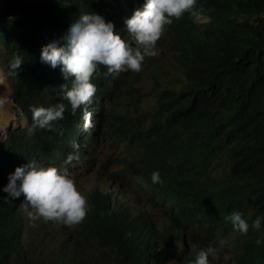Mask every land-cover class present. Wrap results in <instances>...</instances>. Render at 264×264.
Returning <instances> with one entry per match:
<instances>
[{"label":"trees","instance_id":"obj_1","mask_svg":"<svg viewBox=\"0 0 264 264\" xmlns=\"http://www.w3.org/2000/svg\"><path fill=\"white\" fill-rule=\"evenodd\" d=\"M195 9L198 18L184 13L166 26L176 79L159 89L145 125L128 116L114 125L115 77L101 65L91 81L97 92L88 106L93 127L86 131L83 107L73 116L63 98L71 80L59 67L41 63V49L52 42L63 46L81 13L102 15L127 39L126 17L110 0L3 1L0 52L8 67L13 57L23 59L11 74L14 105L28 124L10 130L0 151V264H191L200 250L234 230L226 219L234 210L250 230L239 260L264 264V0H197ZM205 16L211 19L201 25ZM128 74V82L140 78V72ZM60 103L66 111L53 130L37 128L29 136L30 108ZM114 132L132 137L136 175L146 185L105 165L92 171L87 186L76 175L90 206L79 225L40 220L33 226L20 206L24 197L13 200L2 191L17 167L66 161L74 142L80 149L72 162L82 160L87 171L90 151L99 152L96 142ZM157 171L163 183L152 182ZM257 218L259 230L252 227Z\"/></svg>","mask_w":264,"mask_h":264},{"label":"clouds","instance_id":"obj_2","mask_svg":"<svg viewBox=\"0 0 264 264\" xmlns=\"http://www.w3.org/2000/svg\"><path fill=\"white\" fill-rule=\"evenodd\" d=\"M196 3L197 0H146L142 8L136 9L124 21L127 39L122 38L115 31L114 24L106 21L102 15L95 12L81 13L79 20L63 38V46L52 42L42 47L41 63L53 69L59 67L64 78L71 80L70 88L64 86L63 98L70 105L73 116L83 107L86 131L93 127L88 106L97 92L91 81L98 66H105L107 75L113 77H118L122 72H140L146 57L156 55L157 41L166 26L173 23V18L179 19L184 13L199 17ZM210 19L208 16L202 17L201 25ZM22 65V57L15 56L9 62V70L17 72ZM30 111L33 123L28 129L29 136L37 128L53 130V122L64 118L66 107L60 103L47 108L33 106ZM72 148L74 151L69 153L66 163L79 159V143L74 142ZM151 180L154 184L163 183L158 171L152 173ZM2 191L13 200L24 197L20 206L33 226L43 220L73 227L79 225L90 211L87 198L78 190L67 170L62 172L57 167L38 166L35 160L17 167L14 173L9 174L8 183ZM226 219L235 231L247 234L249 225L243 219V213L234 210ZM252 227L259 230L261 219L257 218ZM217 243L223 248V240ZM217 251L211 245L202 249L191 264H209V257L215 256Z\"/></svg>","mask_w":264,"mask_h":264},{"label":"rangeland","instance_id":"obj_3","mask_svg":"<svg viewBox=\"0 0 264 264\" xmlns=\"http://www.w3.org/2000/svg\"><path fill=\"white\" fill-rule=\"evenodd\" d=\"M4 0H0V8L3 5ZM115 7H117L121 15L126 18H130L134 11L138 8H142L146 0H110ZM156 55L151 57H146L142 62V67L140 71V78L128 82L131 71L122 72L118 77H115L114 91L115 96L110 104L111 115L110 118L114 121V125H120L121 118L123 116H128L129 121H134L136 124H143L146 113L150 110H155L158 102L159 89L165 87L168 84H173L176 79V74L174 68L170 65V58L173 54V50L169 47V36L165 30L161 38L157 41L155 47ZM0 63L4 68V72L7 76L8 81L13 89V79L11 71L6 64V58L2 52H0ZM165 71V72H164ZM163 74L165 76H163ZM164 80V81H163ZM138 87L139 93L136 91L129 90V84ZM140 94L143 97L141 102L137 101V97L140 98ZM11 105L12 114L15 117L12 118V124L3 129L0 137V149L2 148V142L5 141L7 132L9 129H14L17 127H24L27 124V118L21 110H17L13 103V93L11 95ZM26 121V122H25ZM145 124H143L144 126ZM6 135H5V134ZM5 135V137H3ZM3 137V138H2ZM97 143V155H89L91 161L89 165L91 167L86 171V165L81 160L80 162L66 163V161H45L38 160V166L42 167H57L62 172L67 170L72 179H75L76 175L82 176L83 184L89 182L88 177L89 171H94L97 168L105 165L108 170L114 171L116 174H120L121 177H127L129 180L139 181L144 184L142 177L136 175L138 162V150L133 144V139L131 136L119 137L116 132L111 137L106 138V141H100ZM95 143V146H96ZM220 174H222L221 169H217ZM92 173V172H91ZM87 179V180H86ZM133 184H135L133 182ZM146 185V184H144ZM80 192L82 190L77 185ZM56 226L59 224L55 223ZM74 227V226H73ZM71 227V228H73ZM250 234L248 230L247 234H242L235 230L231 232L224 233L221 237H217V240L213 243V247L217 248V254L211 256V264H246V261H240L238 256V251L242 248V244ZM223 240L224 246L220 248L217 241ZM168 264H182L181 261L175 260L170 261Z\"/></svg>","mask_w":264,"mask_h":264},{"label":"bare ground","instance_id":"obj_4","mask_svg":"<svg viewBox=\"0 0 264 264\" xmlns=\"http://www.w3.org/2000/svg\"><path fill=\"white\" fill-rule=\"evenodd\" d=\"M115 7V6H114ZM117 9V7H116ZM119 10V9H118ZM121 15V14H120ZM123 16V15H122ZM75 17V15H74ZM71 23V22H70ZM73 25V24H72ZM165 72V71H164ZM3 76H7L4 72V68L2 67L1 63H0V79L3 80V83L0 84V137L2 136L1 135V132L3 129L7 128V126L11 125L12 124V118L15 117L14 114H12V105H11V95L12 93L14 94V88L12 89L9 81H8V78L7 77H3L2 78V75ZM163 76H165L163 74ZM164 81V80H163ZM15 107V105H14ZM15 109H17L15 107ZM26 122V121H25ZM28 124V123H27ZM26 124V126H27ZM24 126V127H26ZM23 127V128H24ZM22 127H17V128H14V129H20ZM10 130H13L12 129H9L8 132H7V136L5 138V141L2 142V148L0 149V151H3L5 150L6 148V143H7V138L9 136V131ZM5 134V133H4ZM6 135V134H5ZM5 135L3 137H5ZM138 136V135H137ZM2 137V138H3ZM92 154V152L90 151V155ZM92 171H89V175L91 174ZM90 177V176H89ZM88 177V178H89ZM133 198V197H132ZM131 206V205H130ZM135 207V206H134ZM152 240V239H151Z\"/></svg>","mask_w":264,"mask_h":264}]
</instances>
